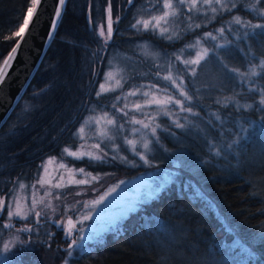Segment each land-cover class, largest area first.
I'll use <instances>...</instances> for the list:
<instances>
[{"label":"trees","instance_id":"trees-1","mask_svg":"<svg viewBox=\"0 0 264 264\" xmlns=\"http://www.w3.org/2000/svg\"><path fill=\"white\" fill-rule=\"evenodd\" d=\"M232 2L237 4L232 11L216 13L207 23L201 15L200 28L166 40L153 30L131 28L137 13L161 7L162 2L154 0L150 6L148 0H132L131 4L111 0L110 13L120 19L114 21L112 37L105 44L95 25L109 6L108 0H67L37 70L0 127V192L6 180L35 169L43 157L68 144L77 121L89 108L114 110L109 102L116 90L94 95L113 50H123L137 65L127 88L148 81L166 86L168 82L156 77L162 56L155 64L145 54L134 53L139 37L150 39L163 52L180 48L203 32H212L224 44L218 27H224V35L233 41L226 50H218L222 64L212 52L216 42L204 38L210 50L195 76L171 57L197 114L182 112L181 118L187 121L184 127L160 133L161 143L157 142L178 159L177 177L157 198L144 202L101 238L88 242L67 264H264V106L258 103L261 92L249 91L264 90V65L259 66L264 59V29H247L248 37L238 39L235 32L242 30L241 25L232 22L238 15L253 24L264 23V16L254 14L246 0ZM30 6L31 0H0V62L16 40L13 33ZM262 6L264 0L258 5ZM181 9L175 24L182 31L183 24L193 22L197 15L183 5ZM252 65L258 71L250 86L244 82L253 78L248 73ZM145 69L148 74L138 76ZM237 73H243V78ZM168 89L183 99L174 88ZM237 104L244 107L237 110ZM233 140H238L233 149L223 147ZM98 167L115 170L112 165ZM52 239L54 245L61 243ZM45 241L41 240L40 247ZM243 248L253 255L249 257Z\"/></svg>","mask_w":264,"mask_h":264},{"label":"rangeland","instance_id":"rangeland-1","mask_svg":"<svg viewBox=\"0 0 264 264\" xmlns=\"http://www.w3.org/2000/svg\"><path fill=\"white\" fill-rule=\"evenodd\" d=\"M148 3L150 4V6H153L154 0H148ZM179 6L178 9L180 16V13H182L183 9H181L182 5ZM183 6L187 8V5ZM212 6H216L214 2ZM197 7L200 8L199 12L192 11L195 15H197V18H195L193 22L186 21L182 26V31L180 30L181 25L175 24L176 17L170 18L169 23L166 25L169 31L164 35L160 34L159 28L153 30V25L151 23L148 30H153L157 36H161L166 40L168 39L167 36L171 35L173 36V39L168 40H174L177 36L190 32L191 29L195 28V25L197 23L200 24L201 22H199V20L203 19L201 18V15L205 18V23H207L210 22V20H212V18L216 14L212 13L210 8H208L207 14H204V9L207 8V5L202 6V0H197ZM108 8L109 6L107 5L102 18L99 19L95 25L98 34L102 30L105 32V36L101 37L104 41L109 40L107 37V26L109 15H111V13H109ZM163 11L164 9L162 8V4L161 7L156 6L151 11L141 10L136 14L135 20L139 19L151 21L153 15L158 16ZM220 12H223V10H220ZM134 13H136V10ZM111 18L112 26L114 27L113 23L116 18L112 17V15ZM219 28L220 27H218L217 30H219ZM205 33L206 32H203L199 36H195L188 42H185L180 48L165 51L168 55L162 50H158L155 44L150 39H146L144 37H139L138 41H135V44L133 45V51L134 53H141L143 56L145 54L147 58H149V60L155 61V64L158 61H161L162 56L163 62L160 63V65L157 64V66L161 70L158 73L161 75V77H163L164 75H171L173 78H175L179 73L175 72L174 59H172L171 57L176 58V56H179L180 59H175V61L177 60L184 64V60L196 59L197 53L203 54L205 48L210 50L204 41ZM197 41H200V43L197 44ZM214 42L218 43V40ZM127 56L128 54L121 49H116L109 53L107 60L105 61L103 70L101 71V79L96 84V91L94 95H96L97 92L104 93L102 92L100 85H103L105 89H108V91L106 92L116 90L117 93L115 96H119L121 97V99L117 101L116 97H113L110 100L109 105L112 106L116 103L117 108H121L125 103H127L128 109L126 110H131L129 112L130 117L135 116L137 119H144V117L139 112L134 110L135 103H141L143 105L145 104L147 99H151V96L153 94L156 95L157 99L162 101L166 100L167 98L161 91H155L154 89H150L149 87H141L143 85H155L157 88L162 86L154 84L156 82L148 81L145 82V84L135 83L133 85H130V87L128 88L126 87L127 80L135 72V67L137 66L134 62H132L131 56ZM262 61H264V59L259 60V66L264 65L261 63ZM201 63L202 61L200 62V64ZM200 64L187 65L189 74L192 75L193 68H195L196 73L198 71H201ZM257 71V65H252L250 67L248 73L253 76V78L250 79L248 76H245L246 80L250 79L249 81L244 82L246 85H254V76L256 74L253 75V72L257 73ZM146 74H148V69L141 70L138 73V76L143 77L146 76ZM180 78L182 79L181 76ZM164 82L168 81L163 80V83ZM133 90H138L137 95L128 96L125 100V95ZM144 91L149 92V97L145 98L141 95V93ZM166 91L170 92L169 89ZM171 94L174 96L173 93ZM170 108V118L169 116L163 115L162 113L164 109L156 105H151L144 109L146 113L154 118V124L159 123L161 125V128L166 129L163 131L158 129V141L156 137H152L150 134L144 132L143 130L142 133H138L135 135H131L127 132L125 133L128 138L135 140L137 149L139 151H142L152 160L153 167L144 166L142 162L139 161L138 157H136L132 153L131 146L126 145L123 139L119 137L115 141V143L119 145V155L127 156L130 161L135 160L137 165L139 166H133L132 164L125 163L123 161H110L106 164H101L94 161L90 163L87 157H85L84 159L76 160L63 154V149L65 147L69 148L70 151H87L91 147V145L99 142V139L93 135V129L96 126L89 125L88 123H86V121L91 115L99 116L103 114V111H108L110 114H112L115 113L116 110L114 109L112 111L111 109L99 108V106H97L94 108H89L88 111L85 112L81 118H79L71 134L70 142L66 145H63L58 153L46 155L41 159L35 169L31 171L28 170L27 172L10 181L9 179L6 180L5 183L7 185L4 187L3 191L0 192V198H3L4 201L3 209L2 211H0V247H2V244L4 242L13 241L14 237L16 236H20L21 239H30L29 243L21 244L19 242H16L12 245L11 252L7 254L9 264H55L56 262L65 264V261H68V259L70 258L67 255V250L68 244L71 240V238H68L65 235L66 220L69 215L72 216L74 221L78 219V214L70 212L68 209L73 206L80 208V205L76 203L77 201H90L93 198H97L99 194H103V192L108 187L115 185L121 179L126 181V183L122 185L121 188L118 189V191L113 194L112 197L109 198V201L106 205L103 206L99 214L96 215L95 219L90 222H85L84 227L86 231L84 233H75V236L77 238L79 236L85 237V240L82 242L84 249L88 242L91 241L87 239V237L91 234V230H97L98 232H100L101 235L99 238H101L107 230L115 227V225H117L119 222L124 220L127 215H129L125 212V206L128 204V202H132L133 204H135L137 209L144 202L152 198L149 195V186H151V188H155L165 180L168 183L171 180L175 179L177 177L176 172H179L180 170L177 164L178 159L174 156V154H172L170 150H167L165 146L162 145V148H160L157 142L161 143L159 140L160 133L166 131L174 132L173 129H175V126L171 123L172 120L179 119V122L183 123L184 125L187 123V121L186 119L181 118L182 112H179L178 108L174 106H170ZM116 115L118 119H123L121 114L116 113ZM145 122L149 121L146 120ZM81 127L84 128V132L82 133L79 131ZM135 127L140 126L136 125ZM81 137H83L84 139H81ZM145 140L149 141L148 148L146 149L143 147V143ZM104 146L105 145L102 144V147ZM107 147L110 156L116 154L111 151V142L108 143ZM49 158H53V162L51 164L47 163ZM163 159H170L171 161L169 163L160 162ZM60 163H65L68 168H72L74 171L78 170L80 167H84L86 172H90L92 176H97L98 179L96 181H91L89 184L85 185L67 184V180L72 174L69 173L66 169H60ZM41 165H44V167L47 168V172L44 171ZM100 165H112L111 168H114L115 170L108 171L110 170V168L102 170L98 167ZM61 175L64 176V180H60ZM40 178H43L46 181H50V183L46 184L44 188H41V186L37 183V180ZM75 178L82 179L85 177L83 175L76 174ZM57 182L64 183L66 186L60 189L53 187V185ZM20 183L25 184L26 187L24 189H20ZM32 185H35V188H33ZM93 189H97L98 191H94ZM46 192H50V194L45 195ZM77 193H79V195H77ZM57 194H59L60 196L59 200L55 199ZM13 195L17 198H20V204L22 208L31 207L32 199L35 198L37 201L43 199L45 200V202L51 203L53 206H58L57 211L55 213H52L50 210L45 209V212L47 214L46 218L42 219L38 224L36 223L37 218L35 217L34 213L29 214L28 220H22L17 217H12L11 219H9V198ZM14 206L15 205H13V207ZM41 207L42 206L38 204L37 210H40ZM80 210L82 211V209ZM43 215L44 213H42V216ZM5 223L10 224L11 228L4 229L3 224ZM26 224L34 229L32 234H21L18 231L19 228L23 227ZM52 237L58 238L61 243L59 245H54L53 242L55 241H53ZM45 239V245L43 247H40L41 240L44 241ZM78 250L80 251L81 248L75 249L73 251V255L77 254Z\"/></svg>","mask_w":264,"mask_h":264},{"label":"snow or ice","instance_id":"snow-or-ice-1","mask_svg":"<svg viewBox=\"0 0 264 264\" xmlns=\"http://www.w3.org/2000/svg\"><path fill=\"white\" fill-rule=\"evenodd\" d=\"M42 0H31V7L27 8V16L23 19L22 25H20L19 30L13 33V36L19 37V40L16 43V46L12 48V53H17L18 49L21 46L22 42H26L27 37H30L33 34V29L37 28L36 20L39 19L37 16L34 20V14L37 12L38 6L41 5ZM129 4L132 3V0H127ZM158 2H162V8L164 11L160 15H153L151 18V21L148 20H135L134 23L131 24V28L140 30L141 26L143 30H148L150 23L153 25V30L156 28H159L160 34L164 35L168 33V27L166 26L170 18H175L179 15V5H187V11H200V8L197 7V0H158ZM213 2L216 6H212ZM67 3V0H57V5L54 8V19L52 20L50 24V30L48 33V36L45 38V43H47L48 40H51L55 31L58 28L60 19L62 17V11L65 8V5ZM246 3L249 5V9L254 12L258 16H264V6L258 7V5H261V0H246ZM109 8L108 11L110 13L111 8V0H108ZM207 5V8L204 9V14H207L208 8H210L212 13H218L220 10L230 12L232 9L237 7V4L235 2H232V0H202V6ZM222 14V13H221ZM215 17H213L214 19ZM119 15L116 18V22L119 23ZM191 19V18H190ZM236 25H241L242 30H238L235 32V35L238 39L247 38L249 35V32L247 29H264V23H256L253 24L250 20L245 21L242 20L240 16H235L234 20L232 21ZM196 28H200V24L195 25ZM229 31H232L231 28H229ZM219 33L221 34V37L225 40L224 44L216 43L214 47L212 48V52L214 54H217V59H221L218 50L219 49H227L228 45H231L233 41L229 40L227 36L224 35L225 29L224 27L219 28ZM113 34V26H112V18L111 15H109L108 19V26H107V37L110 40ZM100 37L105 36V32L102 30L99 33ZM168 39H173V36L169 35L167 36ZM176 38H179L178 36ZM205 39H210L211 41H217V36L214 35L212 32H206L204 34ZM107 40L104 41L105 44H107ZM200 41H197V44H199ZM209 54V50L207 48L204 49L203 54L197 53L196 59L194 60H184L183 63L187 65L191 64H200L202 60H204ZM15 57L13 55H9L8 58L4 60V66L10 67V61H13ZM176 59L179 60L180 57L176 56ZM221 63L223 64V60L221 59ZM264 64V61L261 62ZM224 67H227L226 64H224ZM232 71H236L235 69H232ZM241 78H243V73H237ZM256 73L253 72V75ZM192 75H196L195 68L192 69ZM7 73L6 71H3V69H0V84H3L4 79L6 78ZM157 79H163L164 81L170 82L169 85H162L159 88H157L155 85H143L141 87H149L150 89H154L155 91H161L166 96V100L162 101L156 98V95L153 94L151 96V99H147L145 104L141 103H135L134 104V110L139 112L144 119H137L135 116L129 115V112L131 110L128 109V104L125 103L123 107L117 108L116 104L112 105V108L116 110L115 113L110 114L108 111H103L102 115H91L89 119L86 121L89 125H95L96 127L93 129V135L99 139V142L94 143L91 145V147L87 151H70L69 148L65 147L63 149V154L72 157L73 159L80 160L84 159L85 157L88 158L89 162H97L101 164L109 163L110 161H123L125 163L132 164L133 166H139L137 165L135 160H129V158L125 155H119V145L115 143L117 138H122L126 145L131 146L132 153L138 157L139 161L142 162L144 166L147 167H153L152 160L146 156L142 151H139L136 146V142L133 139L128 138L125 133H129L131 135H135L138 133H142V130L148 134H150L152 137H157L158 129L160 130H166L164 128H161V125L159 123L154 124V118L151 117L148 113L144 111L146 107H149L151 105H156L158 107H161L164 109L163 115L169 116L170 118V106H174L178 108L179 112H186L191 113L193 115H197L196 113H193V108L191 105V101L193 99L192 95H189L187 91H185V85L183 79L180 78V75L178 74L175 78H173L171 75H164L163 77H160L159 73H156ZM167 87H172L176 90L177 96L181 97L176 98L174 97L170 92L166 91ZM100 88L102 92L108 91V89H105L103 85H100ZM114 90V89H113ZM138 90H133L128 92L124 99L126 100L128 96H136ZM249 91H260L261 92V98L259 99L258 103L261 106H264V90L262 89H256V88H249ZM97 97L101 95V92L96 93ZM141 95L145 98L149 97V92L144 91L141 93ZM117 101L121 99V97H116ZM185 101L189 102V106L185 107ZM216 103H221V101L218 99ZM237 110L239 108L244 107L243 105H236ZM247 107H252V105H247ZM116 113L121 114L123 117L122 120L117 118ZM216 119H220L219 116L216 117ZM148 120L149 122H145ZM172 124H174L175 128H183L184 124L179 122V119L172 120ZM136 125H139L140 127H135ZM127 126V127H126ZM79 131L82 133L84 132V128L81 127ZM81 139H84L81 137ZM112 143V149L111 151L113 154L110 156L109 150H108V143ZM238 143V140H233L231 143L223 146L227 147L228 149H233L234 146ZM102 144L105 146L102 147ZM149 141L145 140L143 143V147L146 149L148 148ZM217 156L220 155V152L216 153ZM53 162V158H49L47 163L51 164ZM43 167L44 171L47 172V168L44 167V165H41ZM60 169H66L70 175V177L67 180V184H76V185H85L89 184L91 181H96L98 179L97 176H92L90 172H86L84 167H80L78 170H73L72 168H68L65 163L59 164ZM76 174L83 175L85 178L82 179H76ZM108 175V174H106ZM60 180H64V176L61 175ZM37 183L41 186V188H44L46 184H49L50 181H46L43 178H40L37 180ZM126 183L125 180L121 179L118 183H116L113 186L108 187L103 194H99L97 198H93L90 201L87 202H80L77 201L76 203L80 205V208H77L75 206L69 208L68 210L73 213L78 214V219L75 221L73 220L72 216L69 215L66 220V228H65V235L68 238H71L70 243L68 244V250L67 255L71 257L73 255V251L77 248H81L83 250V244L82 242L85 240L84 236H79L78 238L75 236V233H84L86 231L84 224L85 222L93 221L97 214L101 211L104 205L107 204L109 201V198L115 194L118 189L121 188L122 185ZM167 184V181H163L160 185H157L155 188L150 187V197L157 198V194L160 193L161 189L164 188V185ZM66 185L64 183L57 182L53 185V187L60 189L64 188ZM26 186L23 183L19 184L20 189H24ZM33 188H35V185H32ZM94 191H98L97 189H93ZM50 192H46L45 195H49ZM79 195V193H77ZM55 199L59 200L60 196L59 194L56 195ZM41 205L42 207L40 210H37V206ZM13 205H15L13 207ZM4 206L3 198H0V211H2ZM58 206H53L51 203L45 202V200L40 199L37 201L35 198L32 199L31 207L29 208H22L20 204V198L13 196H10L9 198V212L8 217L11 219L12 217H17L22 220H28L29 214L34 213L35 217L37 218L36 223L38 224L42 219L46 218V212L45 209L50 210L52 213H55L57 211ZM82 209V211L80 210ZM136 211V205L132 202H128V204L125 206V212L128 214H132ZM42 213L44 215L42 216ZM79 225V227H78ZM4 229L11 228L10 224H3ZM18 231L23 233L32 234L34 229L32 227H29L27 224L23 227L19 228ZM101 233L97 230H91V234L87 237L89 240H97L100 237ZM16 242H19L21 244L29 243L30 239H21L20 236L14 237L13 241L4 242L2 244V247H0V264H9V259L7 254L11 252L12 245ZM243 252L247 253L249 257L253 255L250 249L243 248ZM65 264H67V261H65Z\"/></svg>","mask_w":264,"mask_h":264},{"label":"water","instance_id":"water-1","mask_svg":"<svg viewBox=\"0 0 264 264\" xmlns=\"http://www.w3.org/2000/svg\"><path fill=\"white\" fill-rule=\"evenodd\" d=\"M56 5L57 0H42L41 5L38 6L37 12L33 17L34 20L37 16L39 17L36 20L37 28L32 30L33 34L27 37L26 42L21 43L17 53H12V48L16 46L19 40V37H17L0 62V69H3L7 73L3 84H0V127L23 95L56 33L55 31L52 39L45 43V38L48 36L50 30V24L54 19V8ZM10 54L15 59L10 61V67H5L4 60Z\"/></svg>","mask_w":264,"mask_h":264}]
</instances>
